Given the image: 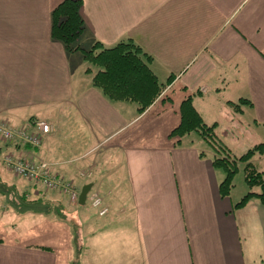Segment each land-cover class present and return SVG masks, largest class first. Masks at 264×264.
<instances>
[{
  "label": "crops",
  "instance_id": "crops-1",
  "mask_svg": "<svg viewBox=\"0 0 264 264\" xmlns=\"http://www.w3.org/2000/svg\"><path fill=\"white\" fill-rule=\"evenodd\" d=\"M62 1L2 3L0 124H50L31 149L36 158L79 193L91 185L84 206L58 200L64 214L80 213L76 264H264V204L252 198L235 208L233 189L220 197L224 173L212 166L213 151L193 133L169 137L190 97L230 149L264 140V0H81V49L131 40L160 84L172 76L141 115L103 96L80 51L51 39L50 14ZM251 162L264 172V155ZM2 170L0 185L20 181ZM92 195L104 215L87 205ZM16 214L35 222L5 232L0 212V264L74 261L69 226Z\"/></svg>",
  "mask_w": 264,
  "mask_h": 264
},
{
  "label": "trees",
  "instance_id": "trees-1",
  "mask_svg": "<svg viewBox=\"0 0 264 264\" xmlns=\"http://www.w3.org/2000/svg\"><path fill=\"white\" fill-rule=\"evenodd\" d=\"M81 6V0H63L52 10L51 39L61 43L67 52L82 53L83 60L96 69L92 77V85L103 96L111 101L133 103L137 106L138 115H141L161 95L172 80V76L165 84H160L149 67L151 58L131 40L119 42L112 47H104L97 42L88 50L81 49L78 45L84 31V22L80 16ZM87 71L90 72L91 69L88 68ZM241 103L246 102L242 100ZM239 108V105H233L237 113H241ZM179 112L180 123L169 137L180 140L193 133L213 151L212 166L224 173V178L218 187L220 197L227 198L230 195L233 178L238 172V164L241 163L244 164L243 175L248 191L234 207L241 208L252 198L264 204V172L259 171L251 162L252 157L264 155V140L248 148L245 153L237 155L220 139L215 129L216 124L208 125L203 121L190 97L181 103ZM22 204L24 205L22 208L17 207L19 210L15 208L16 213L44 216L54 214L57 219L65 222L60 208L42 207V204L37 202L24 201ZM72 238L76 249L77 236ZM78 253L79 250L76 249V257ZM76 263V260L71 262V264Z\"/></svg>",
  "mask_w": 264,
  "mask_h": 264
},
{
  "label": "rangeland",
  "instance_id": "rangeland-1",
  "mask_svg": "<svg viewBox=\"0 0 264 264\" xmlns=\"http://www.w3.org/2000/svg\"><path fill=\"white\" fill-rule=\"evenodd\" d=\"M4 2H6V0H0V14H1V16H2V3H4ZM50 21H51V19H50ZM78 45H79V43H78ZM77 53H79L80 55L82 54L81 52H77ZM73 55H75V54H73ZM86 66H87V64H86ZM88 68L92 69V71L93 70L96 71V69L93 68L92 66H90L89 64H88ZM172 80H173V78H172ZM171 81H170V83H171ZM167 85H169V83ZM36 121L46 123L45 121H42V120H37L36 119ZM32 122H35V121H32ZM32 122L30 121L29 123H32ZM48 125H50V124H48ZM50 127L52 129L51 125H50ZM202 144H203V142H202ZM232 145L234 146V148L233 147L231 148L232 152L237 154V155L245 153L246 150L248 149V148H245V149L241 150L242 151L241 152L238 149V147H237L238 144H232ZM235 146L237 148H235ZM243 166H244L243 164L239 163L238 172L235 174V176L233 178L232 199L234 201H239L248 191V188H247L246 183L244 181L243 168H242ZM48 167H49V165H48ZM0 169H1V171H4V170H2V168H0ZM49 171H50V169H49ZM5 172H6V170H5ZM87 175H90V174H87ZM53 176L56 177L57 179L64 180L63 178L59 177L58 175H53ZM223 177H224V174H223ZM2 179L6 180L5 181L6 184H11V182H12V180L10 179V176H5L4 174H2ZM17 179H19L20 181L18 183H13V186L0 185V191H1L0 192V212L2 213V227L4 228L5 232L6 231L8 232V230L11 229V227L13 225L12 222H14V225L16 226V229H17L16 231L21 232V233L26 231L27 229H29V227L32 226V224H34L35 221H33V219L36 216H32V215H31L32 217L31 216L29 217V215H27L22 222H17L19 218L17 217L15 208H17V207L18 208L19 207L22 208L24 206L22 204V202H24V201L25 202L26 201L27 202H32V203L37 202V204H42V207H49L50 209L59 207L60 206L59 201L60 200L63 201L64 200L63 198H65V200L67 201L68 205H70V206L71 205H73V206H77L78 205L77 203H73V201H70L69 200L70 198L66 194L64 195V194L59 193L57 191L49 190L48 188L43 187L42 185H36V184L31 183V182H27V181L21 180L20 178H17ZM13 181L15 182L14 179H13ZM56 192L58 193V195L61 198L58 195H56V194H55L56 196L52 195V197H49V195H51L50 193H56ZM77 193L79 194V191H77ZM91 197L94 198V195H92ZM95 198H97V197H95ZM98 198H100V197H98ZM99 201L101 203V199H99ZM89 203H90V207H91L92 210H94V211H96L97 209H98L97 211L100 210V208H93L92 207L91 200H90V202L87 203V205H89ZM76 208H73V209H76ZM62 214L64 215L65 222L60 221L59 219H57V217L54 214H50V216H48V218H50L52 220H56L58 222H62V224L64 223L63 225H67V227L68 226L70 227L71 232H72V237L75 236V235L78 236V227H79L78 219H79V214L80 213L77 211V212H75L73 214L71 212L70 213L68 212L67 214H64L62 212ZM81 244H83V242H81L80 238L77 237V248H76L77 250H79ZM72 249H73V251L71 253V257L75 261L76 257L74 256L75 254L73 255V252L76 253V249H75V246H74L73 243H72Z\"/></svg>",
  "mask_w": 264,
  "mask_h": 264
},
{
  "label": "built area",
  "instance_id": "built-area-1",
  "mask_svg": "<svg viewBox=\"0 0 264 264\" xmlns=\"http://www.w3.org/2000/svg\"><path fill=\"white\" fill-rule=\"evenodd\" d=\"M51 130L50 125L39 121L16 128L2 122L0 124V143L5 148L8 146L21 148L28 146L31 149H36L41 146L44 136L49 134ZM0 165L14 177L66 194L70 201L78 203L79 194L72 184L54 177L49 171L48 164L42 159H37L30 149L24 148V150L14 152L2 151L0 148ZM91 205L93 208L101 206L99 199L95 197L91 199ZM101 209L98 212L100 216L107 212V209Z\"/></svg>",
  "mask_w": 264,
  "mask_h": 264
},
{
  "label": "water",
  "instance_id": "water-1",
  "mask_svg": "<svg viewBox=\"0 0 264 264\" xmlns=\"http://www.w3.org/2000/svg\"><path fill=\"white\" fill-rule=\"evenodd\" d=\"M90 189H91V185L90 184L85 185L81 189V191L79 193V196H78V205H80V206H84L85 205L87 194L90 191Z\"/></svg>",
  "mask_w": 264,
  "mask_h": 264
}]
</instances>
